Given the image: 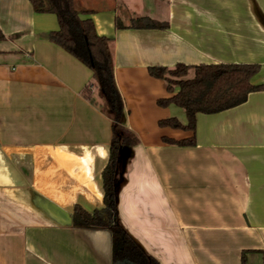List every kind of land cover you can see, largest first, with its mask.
Returning <instances> with one entry per match:
<instances>
[{
  "label": "crops",
  "instance_id": "1",
  "mask_svg": "<svg viewBox=\"0 0 264 264\" xmlns=\"http://www.w3.org/2000/svg\"><path fill=\"white\" fill-rule=\"evenodd\" d=\"M110 40L125 126L119 219L161 264H262L264 90L197 115L195 132L159 127L185 112L149 69L257 64L264 85V0H75ZM149 18L166 29L130 28ZM120 23L124 28H118ZM0 264H112L107 230L76 227L103 207L112 120L92 71L48 39L52 14L0 0ZM195 138L194 146L163 138ZM244 254V255H243ZM244 258V259H243Z\"/></svg>",
  "mask_w": 264,
  "mask_h": 264
},
{
  "label": "trees",
  "instance_id": "2",
  "mask_svg": "<svg viewBox=\"0 0 264 264\" xmlns=\"http://www.w3.org/2000/svg\"><path fill=\"white\" fill-rule=\"evenodd\" d=\"M37 14L55 15L58 29L48 39L88 67L104 102V110L112 120L109 157L102 173L103 207L93 213L75 206L72 214L76 227L107 230L112 235V264H161L147 254L138 241L123 227L119 219V190L124 181V155L139 144L137 135L124 124L125 104L118 90L110 40L97 33L90 12L75 8V0H29ZM118 28H124L117 23ZM167 24L149 18L133 20L130 28L166 29ZM5 35L0 28V41ZM257 64H178L174 69L153 67L152 77L167 83L168 98L158 101L160 107L176 106L185 112L187 123L177 118L159 121V127L195 132L197 115H215L245 104L251 93L263 91L264 85L252 80L260 72ZM168 145L194 146L195 138L173 140ZM244 255V254H243ZM244 259V258H243Z\"/></svg>",
  "mask_w": 264,
  "mask_h": 264
},
{
  "label": "built area",
  "instance_id": "3",
  "mask_svg": "<svg viewBox=\"0 0 264 264\" xmlns=\"http://www.w3.org/2000/svg\"><path fill=\"white\" fill-rule=\"evenodd\" d=\"M262 264H264V251L262 252Z\"/></svg>",
  "mask_w": 264,
  "mask_h": 264
}]
</instances>
